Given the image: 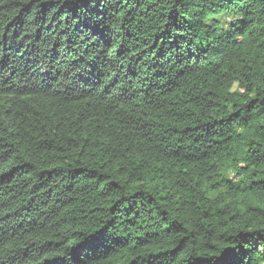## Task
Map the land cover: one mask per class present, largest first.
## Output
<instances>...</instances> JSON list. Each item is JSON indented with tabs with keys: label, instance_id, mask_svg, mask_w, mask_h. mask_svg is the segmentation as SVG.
I'll return each instance as SVG.
<instances>
[{
	"label": "trees",
	"instance_id": "obj_1",
	"mask_svg": "<svg viewBox=\"0 0 264 264\" xmlns=\"http://www.w3.org/2000/svg\"><path fill=\"white\" fill-rule=\"evenodd\" d=\"M0 264H264V0H0Z\"/></svg>",
	"mask_w": 264,
	"mask_h": 264
}]
</instances>
